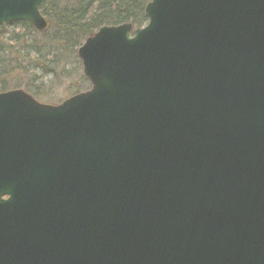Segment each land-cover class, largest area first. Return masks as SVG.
Returning a JSON list of instances; mask_svg holds the SVG:
<instances>
[{
  "label": "water",
  "instance_id": "95a60500",
  "mask_svg": "<svg viewBox=\"0 0 264 264\" xmlns=\"http://www.w3.org/2000/svg\"><path fill=\"white\" fill-rule=\"evenodd\" d=\"M44 0L0 27L49 30ZM60 104L0 93V264H264V0H149Z\"/></svg>",
  "mask_w": 264,
  "mask_h": 264
},
{
  "label": "trees",
  "instance_id": "16d2710c",
  "mask_svg": "<svg viewBox=\"0 0 264 264\" xmlns=\"http://www.w3.org/2000/svg\"><path fill=\"white\" fill-rule=\"evenodd\" d=\"M148 2L44 0L40 11L50 22L46 34L38 33L27 22L9 23L0 28V92L20 87L31 68L49 71L46 65L49 56L63 49L78 51L86 38L103 26L124 23L144 26ZM81 78L89 86L83 75Z\"/></svg>",
  "mask_w": 264,
  "mask_h": 264
},
{
  "label": "rangeland",
  "instance_id": "374dc122",
  "mask_svg": "<svg viewBox=\"0 0 264 264\" xmlns=\"http://www.w3.org/2000/svg\"><path fill=\"white\" fill-rule=\"evenodd\" d=\"M76 52L63 49L56 52L57 54H52L46 61L49 71L31 68L21 86H15L10 90L20 89L42 103L52 104H59L80 92L87 91L89 86L85 81L82 82V64ZM54 56L58 59L55 60Z\"/></svg>",
  "mask_w": 264,
  "mask_h": 264
}]
</instances>
